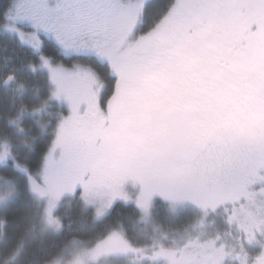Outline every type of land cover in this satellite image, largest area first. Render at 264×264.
<instances>
[{"label":"snow or ice","instance_id":"obj_1","mask_svg":"<svg viewBox=\"0 0 264 264\" xmlns=\"http://www.w3.org/2000/svg\"><path fill=\"white\" fill-rule=\"evenodd\" d=\"M149 6L15 0L0 12L6 30L31 27L106 69L102 83L58 85L71 112L46 168L193 198L264 195L248 191L264 185V0H170L145 29Z\"/></svg>","mask_w":264,"mask_h":264},{"label":"rangeland","instance_id":"obj_2","mask_svg":"<svg viewBox=\"0 0 264 264\" xmlns=\"http://www.w3.org/2000/svg\"><path fill=\"white\" fill-rule=\"evenodd\" d=\"M0 3V12H6L15 0H0ZM158 20L151 25L143 22V27L150 28ZM20 33H23V37ZM1 34L15 37L11 38L12 50L0 46V93H11L14 88L19 90V86L24 87L25 80L21 72L16 70L21 60L11 58L20 55L18 50L22 47L18 42L25 47L23 50L27 49L20 58L23 57L30 64V56L35 57L34 70L31 72L39 69L38 74L52 86L50 97L42 106L24 113L21 110L15 111L17 120L19 116L28 118L29 114H40L42 117L43 110L49 111V108L54 107L48 116L55 119L53 139L41 168L36 172H28L18 163L14 165L16 170L26 176L27 189L38 207L35 220L43 232H58L63 209L67 211L77 204L92 211L96 220L104 219L114 203L120 200L132 203L141 213L143 221L148 218L156 201L165 202L174 213L193 211L197 215L189 234L165 243L160 250L149 251L147 246L134 248L120 230H115L95 241H73L48 264H141L144 258L149 260L145 264H264V195L257 194L241 200L236 189L224 187L193 198L173 194L169 189L163 190L161 194L160 189H149L136 180L113 181L94 178L84 172L54 173L46 168V157L53 148L57 125L71 112L67 100L56 98L55 94L60 91L58 85H66L71 81L74 85L87 88L93 80L102 83L106 75L101 68L102 64L91 58L65 51L60 53L59 58V55L51 54L49 51L54 50V39L36 33L31 27H19L18 31L12 32L0 26ZM33 37H38L43 50L32 47ZM61 77L63 81L57 82ZM9 145H0V171L13 158L12 147ZM16 184L0 173V209L17 197ZM262 190L264 185L248 189L252 193H260ZM3 225L4 220L0 217L1 229ZM1 235L2 230L0 238ZM153 247L155 245L152 244Z\"/></svg>","mask_w":264,"mask_h":264},{"label":"trees","instance_id":"obj_3","mask_svg":"<svg viewBox=\"0 0 264 264\" xmlns=\"http://www.w3.org/2000/svg\"><path fill=\"white\" fill-rule=\"evenodd\" d=\"M169 3L170 0H149L150 6L143 22L151 25L157 21ZM7 38L9 36L0 35V46L12 50V39ZM25 51L21 48L18 50L20 55ZM20 55L11 58L21 60L17 63L16 70L21 72V77L25 80L24 87L19 86V90L14 88L11 93H0V145L10 144L13 155L0 173L17 183V197L0 209V217L4 220L3 229L0 228V264H48L60 256L73 241H95L115 230H120L132 247L147 246L149 251L160 250L165 243L189 234L196 222L195 212L174 213L163 201L155 202L144 221L132 203L120 200L114 203L102 220H96L92 211L77 204L67 211L63 209L58 232H43L38 227L35 220L38 214L37 203L27 189L26 176L16 170L14 165L18 163L28 172H36L41 168L53 139L55 119L48 116L54 107L49 108V111L43 110L42 117L40 114H29L28 118L19 116L16 120L15 115L18 110L24 113L42 106L50 97L52 86L38 74L39 71L31 72L34 70L35 57L30 56L29 64ZM101 68L106 75L105 67L101 65ZM152 244L155 247L151 248ZM144 260L141 264L149 261L147 258Z\"/></svg>","mask_w":264,"mask_h":264},{"label":"flooded vegetation","instance_id":"obj_4","mask_svg":"<svg viewBox=\"0 0 264 264\" xmlns=\"http://www.w3.org/2000/svg\"><path fill=\"white\" fill-rule=\"evenodd\" d=\"M20 27H22V28H28V26H20ZM10 34L12 35L13 33H11L10 32ZM42 34V33H41ZM11 38H13L14 39V37L13 36H10ZM48 38V37H47ZM49 39V38H48ZM18 44H19V46L20 47H22L21 49H23V48H25L24 46H22L19 42H18ZM52 46H53V49L54 50H52V51H49V52H51V54H55L56 56L57 55H59L58 56V58L59 57H61L60 56V53L61 52H63V51H65V52H67V53H71V52H69V51H66V49H65V47L64 46H62L60 43H58L55 39L53 40V42H52ZM25 50H27V49H25ZM41 50H43L42 48H41V45H40V51ZM45 50V49H44ZM63 54V53H62ZM64 55V54H63ZM75 59H77V58H75ZM63 61H65V60H63ZM65 62H70V60L69 61H65ZM55 64V63H54ZM36 71H39V69H37ZM63 77H61L60 79L58 78L57 79V82H62L63 81Z\"/></svg>","mask_w":264,"mask_h":264}]
</instances>
